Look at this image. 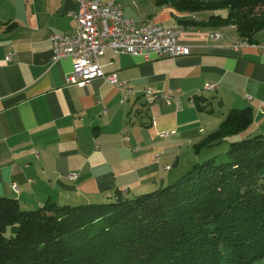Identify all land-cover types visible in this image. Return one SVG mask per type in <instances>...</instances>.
<instances>
[{
	"label": "crops",
	"instance_id": "obj_1",
	"mask_svg": "<svg viewBox=\"0 0 264 264\" xmlns=\"http://www.w3.org/2000/svg\"><path fill=\"white\" fill-rule=\"evenodd\" d=\"M117 1L137 25L149 18L168 27L195 26L179 36L190 45L188 55L144 60L106 50L100 56L103 70L125 82L130 95L100 77L67 84L72 58L54 60L49 36L73 31L74 0H0V195L27 208L105 202L118 191L130 197L206 156L194 144L230 108L251 107L247 132H264V26L253 42H243L232 25H206L209 12ZM210 29L222 36L210 39ZM206 83L215 88L205 89ZM145 88L180 96L166 104Z\"/></svg>",
	"mask_w": 264,
	"mask_h": 264
},
{
	"label": "trees",
	"instance_id": "obj_2",
	"mask_svg": "<svg viewBox=\"0 0 264 264\" xmlns=\"http://www.w3.org/2000/svg\"><path fill=\"white\" fill-rule=\"evenodd\" d=\"M155 1L180 12H209L206 25H232L245 42H253L264 26V0ZM252 121L251 107L228 109L218 127L194 144L196 153L205 149L206 158L130 197L118 191L105 202L47 201L27 208L16 197L0 195V264H252L263 259L264 132L248 133Z\"/></svg>",
	"mask_w": 264,
	"mask_h": 264
},
{
	"label": "built area",
	"instance_id": "obj_3",
	"mask_svg": "<svg viewBox=\"0 0 264 264\" xmlns=\"http://www.w3.org/2000/svg\"><path fill=\"white\" fill-rule=\"evenodd\" d=\"M76 10L71 13L74 29L71 33H52L49 36L52 58H72V68L66 75L69 85H85L91 79L100 77L111 85L124 89L128 95L132 89L120 81L115 73L103 70L100 56L110 50L114 54L127 53L141 56L144 60L152 57H176L188 55L190 45L179 41V36L186 30H194V24L179 26H164L162 23L146 19L142 25L124 15L123 8L117 0H74ZM196 21V19L194 20ZM210 39L222 36L221 30L210 29L207 32ZM244 42V41H243ZM241 42H235L237 47ZM13 52L5 56L12 59ZM205 89H214V85L206 83ZM143 93L158 96L166 104L179 99L180 93H167L151 88L143 89ZM264 108V99L261 101ZM171 133V132H170ZM169 132H161L167 136ZM169 168V166H166ZM75 177V173H70ZM12 188L17 190L16 184Z\"/></svg>",
	"mask_w": 264,
	"mask_h": 264
},
{
	"label": "rangeland",
	"instance_id": "obj_4",
	"mask_svg": "<svg viewBox=\"0 0 264 264\" xmlns=\"http://www.w3.org/2000/svg\"><path fill=\"white\" fill-rule=\"evenodd\" d=\"M205 14V13H204ZM220 147V146H219ZM223 147V146H222ZM215 150H217V149H215ZM203 158H206V157H201V160L203 159ZM188 159L187 158H185L184 159V162H186ZM252 264H264V258L263 259H260V260H258V261H256V262H254V263H252Z\"/></svg>",
	"mask_w": 264,
	"mask_h": 264
}]
</instances>
